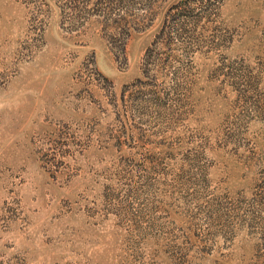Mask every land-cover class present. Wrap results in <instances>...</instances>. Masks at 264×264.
I'll list each match as a JSON object with an SVG mask.
<instances>
[{
    "label": "rangeland",
    "instance_id": "374dc122",
    "mask_svg": "<svg viewBox=\"0 0 264 264\" xmlns=\"http://www.w3.org/2000/svg\"><path fill=\"white\" fill-rule=\"evenodd\" d=\"M0 264H264V0H0Z\"/></svg>",
    "mask_w": 264,
    "mask_h": 264
}]
</instances>
